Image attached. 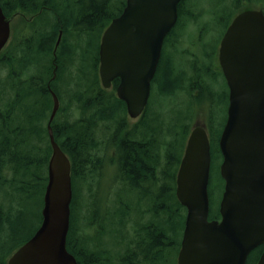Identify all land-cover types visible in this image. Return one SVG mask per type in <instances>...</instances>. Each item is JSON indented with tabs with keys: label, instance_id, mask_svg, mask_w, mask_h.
<instances>
[{
	"label": "trees",
	"instance_id": "obj_1",
	"mask_svg": "<svg viewBox=\"0 0 264 264\" xmlns=\"http://www.w3.org/2000/svg\"><path fill=\"white\" fill-rule=\"evenodd\" d=\"M260 1V8H264V0ZM183 2L179 4V19L184 12ZM12 3V6H2L8 16L23 11L29 17L36 9H41L37 8L39 0H12ZM125 3L126 0H55L52 6H47L36 23L34 19L21 17L25 19H20L23 25H13V39L0 55V71L5 73L0 77V191L7 189V195L12 198L19 195L32 199L39 194L41 199L44 198L48 163L52 155L47 128L53 107L52 89L61 102L52 123L54 136L71 160L73 183H89L90 178H96V171L99 170L98 144L101 142L97 137V123L107 120L106 126L111 132L107 133L110 135L109 144H113L115 149L113 158L119 167L118 174L128 177L116 178L117 181L129 188H138L142 191V198L150 201L149 210L140 214V218L149 220L134 221V234L130 241L127 240L129 237L125 229L132 208L128 202L114 203L110 211L114 213H109L112 224H108L107 216L97 219L99 207L105 211L107 200L101 202L94 197L89 204L88 222L81 228L77 225V219L83 221L84 217L78 215V193L74 195L67 249L79 264H107L114 258L111 248H107L103 255L107 261L98 259L97 224L104 230L101 231L103 239L114 240L120 234L119 238L132 244V264H170L166 252L174 248L178 254L185 225L186 214L182 210L185 213L186 210L176 197V175L194 121L193 116L197 113L199 104L196 103L204 101L195 99L193 115L177 126L175 121L167 123L161 119V109L159 116L150 115L151 98L143 118L132 126L128 124L126 104L112 90H103L100 84L96 37L100 30L103 33L113 18L122 13ZM242 7L240 2L238 10L249 8ZM219 9L213 12L218 13ZM202 14H192L190 22L199 21ZM226 26L227 22L221 35ZM175 28L172 31H176ZM24 30L28 33L23 34ZM61 30L62 41L55 56L54 50ZM208 69L206 66V69H202L205 73L198 70L195 74L207 77L209 88L205 90L210 91L212 105H216L214 108L220 109L224 104L228 105L229 90L224 80L220 87L219 77ZM156 76L154 85L158 87L160 97H173L181 89L189 92L199 84L192 74L176 69L167 55L161 58ZM65 79L69 81L63 83L64 87L59 86ZM118 83V79L114 80L115 87ZM201 83L204 85L205 82ZM197 89H200L199 85ZM176 144L180 146L179 153H176ZM161 151H164V161H160ZM211 153L209 219L213 220L220 218V214L212 208L210 187L214 158L217 156V153L213 156L212 147ZM3 200L0 194V264H7L8 258L39 227L32 230L31 224L25 221V215L20 211L13 218L11 211L5 210L8 202L4 203ZM17 205L19 210H25L21 201ZM41 222L42 216L40 225ZM114 224H119V230ZM262 249L251 252L247 264H256ZM126 255L125 249L121 259L124 264H127Z\"/></svg>",
	"mask_w": 264,
	"mask_h": 264
},
{
	"label": "water",
	"instance_id": "obj_2",
	"mask_svg": "<svg viewBox=\"0 0 264 264\" xmlns=\"http://www.w3.org/2000/svg\"><path fill=\"white\" fill-rule=\"evenodd\" d=\"M183 0H127L103 33L99 56L104 88L115 79L118 98L136 119L148 105L164 41L177 24ZM13 17L0 4V53ZM62 40L60 33L54 54ZM219 60L229 87L228 117L219 140L225 181L221 218L210 220L211 142L198 122L189 134L176 178V197L186 209L178 264H247L264 244V12L246 10L224 35ZM56 78V72L55 76ZM48 124L52 155L42 223L8 264H79L67 249L73 202L72 164L57 143L52 123L60 101L51 90ZM257 264H264V252Z\"/></svg>",
	"mask_w": 264,
	"mask_h": 264
},
{
	"label": "rangeland",
	"instance_id": "obj_3",
	"mask_svg": "<svg viewBox=\"0 0 264 264\" xmlns=\"http://www.w3.org/2000/svg\"><path fill=\"white\" fill-rule=\"evenodd\" d=\"M223 1L221 0H184L183 7L184 12L180 16L179 19V26H177L176 31L182 33L186 30V26L191 21V15L186 12L187 9H194L195 12L199 13L203 10H207L206 17L204 18V22L207 23V30L203 32L201 37L203 38L200 44L197 43V37L200 36L199 32H195L196 25L192 24L189 27H187L188 32H194L192 35H190V41L193 44L192 51L194 53H198L203 57V54L205 51L209 54H211L213 57H216V53L218 52V47L220 43L221 38V32L223 31V22L225 20V17L227 15V12L223 10ZM220 6V7H218ZM219 9L218 13H214V10ZM23 18H16L13 21V24L15 27L22 26L23 21L20 20ZM217 21H219V25H217ZM28 33L27 30L23 31V34ZM14 34V30H13ZM97 54L99 53L100 44H101V38H102V32L101 30L97 34ZM13 37L11 38L12 41ZM85 41L87 38L85 37ZM72 41V39H71ZM16 43V42H15ZM14 43V45H15ZM205 45L204 49L200 47V45ZM188 45H183V48L187 47ZM168 56H171L176 69L181 70L183 68H186L188 72H191L190 66L188 63L187 56L181 51H178L176 53H168ZM4 71H0V77L4 76ZM67 76V73L65 74V77ZM69 81L68 79H65L61 81L60 85H63L64 82ZM221 82V86H223V80H219ZM64 87V85L62 86ZM158 88V87H157ZM157 88L154 89V92L152 94V102H151V116H159L160 109H161V119L165 120L167 123H170L171 121L177 122V126H180L184 122H186V119L189 118V116L194 113L195 110V98L190 99V93L185 91L184 89H181L177 91L175 96H168V97H160L159 91ZM66 99V98H65ZM204 102H198V109L197 113H195L193 119L194 121L204 123L207 125L208 134L210 137L211 147L213 150V156L217 153V156L214 158V166L212 169V183H211V194L213 198L212 208L215 212L219 211V205L221 201V197L224 190V182L223 178L221 176L220 168L222 165V153L221 155L219 152L220 146H219V140L221 137V134L223 132V128L225 125V122L227 120V114L226 111L228 109V105L224 104L220 109L214 108V105H212V102L210 98H208L206 95H204V98H202ZM210 102V104H209ZM196 104V105H197ZM211 106V109H210ZM216 107V105H215ZM162 108L164 109L162 111ZM166 110V112H165ZM211 111V112H210ZM191 115V116H192ZM128 123L132 124L136 121L132 120L129 116H127ZM194 122L191 124L190 131L193 127ZM222 131V132H221ZM221 133V134H220ZM220 136V137H219ZM108 136L103 138V149L101 156H104L106 159L105 167L103 168L102 173L98 176L99 171H96V178H90V182H83V181H76L73 183V191L74 195L77 193V207H78V215L82 214L84 219L78 220L77 219V225L81 228H84L85 223L87 221V217L90 212L89 204L91 201H93V198L100 199L101 202H103L105 199L107 200V213H104L103 207H99L100 216L108 218V224L111 223L112 217L109 216V212L113 209L114 203H117L118 201H124L128 202L132 208L130 210L131 212V218L133 221L140 218V214L145 213L149 210V204L150 201L148 198L144 199L142 198V191L138 188H129L125 183L118 182L116 178H114L118 174L117 163H114V166L110 165L109 157L112 154V157L115 156L114 149L107 150V140ZM219 139V140H218ZM180 152V146L176 144V153ZM2 192V193H1ZM3 192L5 194H3ZM9 191L7 189H3L0 191V194L2 195V198L4 199V203H6L5 210L7 212L12 213V217H16L18 215V211L24 213L25 221L31 224L32 230L38 228L40 226V216H42V201L40 194L34 196L32 199L30 198H23L19 195L15 196L14 198L7 195ZM140 200V201H139ZM21 201L22 205L24 206L25 210H19V204ZM17 202V203H16ZM114 211H112L110 214L113 215ZM182 213L185 215V211L182 210ZM88 222V221H87ZM109 228H111L109 226ZM182 234V233H181ZM181 236H179L180 238ZM177 249L171 248L167 250L166 256L169 260L170 264H177Z\"/></svg>",
	"mask_w": 264,
	"mask_h": 264
},
{
	"label": "flooded vegetation",
	"instance_id": "obj_4",
	"mask_svg": "<svg viewBox=\"0 0 264 264\" xmlns=\"http://www.w3.org/2000/svg\"><path fill=\"white\" fill-rule=\"evenodd\" d=\"M39 1H40V3L37 4L38 5L37 8L40 7L41 9L40 10L36 9L34 12H32L30 14L29 17L25 16V12H23V11L14 12L11 16H8V15L5 14L9 18L13 17V20L11 22V33H13L12 23H13V21L16 18H21V17L25 18L26 17L27 20L28 19H31V20L34 19V21L36 23L43 16V14L45 12L44 10L47 8V6L48 7L52 6L53 2L55 0H39ZM240 2L242 4V6H243L242 8H245V7H249V8H247L245 10H238V6L240 5ZM260 3H262L260 0H250V1H248V0H238L237 3L234 2L233 0H224L223 1V4H224L223 5V10L227 12L225 20L223 22V27H224V25H226V22H227V26H226L225 32L223 33V35H221L220 43H219V47H218V52L216 53V57H213L211 54L207 53L206 51L203 54V57L201 55H199L198 53H194L192 51V47H193V44H195V42L193 44L191 43L190 35H192L194 32H188L187 27H189L192 24H197L195 32H199L200 36L197 37V43L196 44H200L202 39H203L201 37V35L203 34V32H205L207 30V23H205L204 20H202L203 17L205 18V16H204L205 14H202V13H204V12L207 13V11H205L203 9L199 13L195 12L194 9H187L186 12L188 14H190V15H192V14H202L203 15L202 18L199 21H197V22H191L190 24H188L186 26V30L184 32H182V33L178 32V31H172L175 27L177 28V25H176L171 30V32L167 35V37H166V39L164 41V46H163L161 58H164L166 55L168 56V53H176V52L182 50V52L188 58L187 61L189 63L191 72H188V70L186 68H183L181 70H184L186 73L192 74L193 79L196 82L197 81L199 82V84H197L195 86L196 89L193 88L194 89L193 90L191 88V91L192 90L193 91L192 92L189 91V93L191 92L190 93V99L191 98H195V99H200L201 98L202 99V98H204V95H206L208 98H210V95H211L210 91H208V89L205 90L206 87L209 88V80L207 81V77L206 76L205 77H201V76H197L195 74V72H197L198 70H201V73H205V72L202 71V69H206V66H207V68H209L208 69L209 72H212V74L214 76L219 77V80H224L226 82V84H227V87H228L227 79H226V77L224 75V72H223V69L221 67L220 60H219V49H220L221 41H222L224 35L226 34L228 28L232 24L233 20L235 19V17L238 14H240L241 12L246 11V10H262L264 12V8H262V7L260 8ZM0 4H1V6H7L8 4H11V6L14 5L12 3V0H0ZM216 23H217V25H219V21H217ZM177 24H178V22H177ZM176 28H175V30H176ZM61 32L63 34L62 30L60 31V33ZM167 40H168V42L166 44ZM183 45H188V46L183 48ZM204 46L205 45H203V44L200 45V47H202V49L205 50ZM169 57L172 60L171 56H169ZM156 78H157V76H155V78H154V80L152 82L151 97L149 99L147 107L145 108V111L143 112V114L140 117H138L136 119L131 118L132 120H134L136 122H134L132 124L128 123L130 126H132L133 124L138 123L143 118V116H144V114H145V112H146V110H147V108H148V106L150 104V100L152 98V94L154 92V89L156 88L155 85H154ZM201 82H205L204 85ZM100 84H101V81H100ZM118 85H119V83H118ZM118 85L115 87L114 82H113L112 87L110 89H104L103 88V90H107V91H111L112 90L115 93V95H117L116 90H117ZM198 85L200 86V89H197ZM184 90L187 91L186 89H184ZM228 90H229V87H228ZM228 100H229V96H228ZM127 121H128V119H127ZM106 123H107V120H99L98 123H97V137L99 138L98 141H101L100 144H98V147H100V152L97 154V160H99L98 161V163H99V168H98L99 169L98 170L99 174H98V176L102 173L103 168L105 167V162H106L105 157L101 156L102 149H103V138L104 137L108 136V138H109L107 140V142H106L107 150L114 149L113 144H109L110 143V135H108L107 133H111V132H109V129L106 126ZM154 150H156V149H154ZM114 151H115V149H114ZM157 151L159 152L160 149L157 150ZM114 154H115V152H114ZM161 154L162 155H161L160 161L161 160L164 161V151H161ZM158 157H159V155H158ZM109 162H110L111 166H114V163H117L116 160L112 157V154L109 157ZM180 164H181V162H180ZM179 167H180V165H179ZM178 170H179V168H178ZM114 178H128V177L124 176L122 174H117ZM155 178H161V177L160 176H155ZM176 178H177V175H176ZM224 187H225V181H224ZM223 192H224V190H223ZM106 209H107V207L105 208L104 212L107 213ZM130 215H131V213L129 214V217H128V220H129L128 221V227L125 228V229H126V235L129 237V239H127V240L131 241V239H133V234H134V229H133L134 221L132 219H130L131 218ZM97 219L101 220L100 211L97 212ZM217 219H219V218H217ZM137 220L140 221V222L141 221L142 222H144V221L147 222L149 219L138 218ZM115 225L116 224H114L113 226H115ZM116 228H118L117 230H119V224L116 225ZM101 231L104 232V230L101 229L100 225L97 224V254H98V259L107 261L106 257H103V255L106 253V249L107 248H111L110 251H112V253H113L111 256H112V258L113 257L114 258L112 259V261H108L107 264H124L121 261V259H122V253L125 252V249H126L127 264H129V263L132 264V258H131L132 244L130 242H128V241H124L122 238H119V237H121L120 234H118L117 238L114 239V240L103 239L102 236H101ZM258 248H263L262 252H261V254L259 256V259H260L262 253L264 252V244L260 245L255 250H257ZM259 259H258V261H259ZM257 262H256V264H257Z\"/></svg>",
	"mask_w": 264,
	"mask_h": 264
},
{
	"label": "bare ground",
	"instance_id": "obj_5",
	"mask_svg": "<svg viewBox=\"0 0 264 264\" xmlns=\"http://www.w3.org/2000/svg\"><path fill=\"white\" fill-rule=\"evenodd\" d=\"M57 71V70H56Z\"/></svg>",
	"mask_w": 264,
	"mask_h": 264
}]
</instances>
